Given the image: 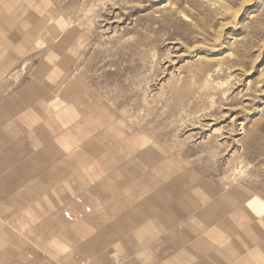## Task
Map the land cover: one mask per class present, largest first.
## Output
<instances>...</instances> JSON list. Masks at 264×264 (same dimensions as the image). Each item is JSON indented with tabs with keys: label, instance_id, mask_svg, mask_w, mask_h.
Returning <instances> with one entry per match:
<instances>
[{
	"label": "rangeland",
	"instance_id": "obj_1",
	"mask_svg": "<svg viewBox=\"0 0 264 264\" xmlns=\"http://www.w3.org/2000/svg\"><path fill=\"white\" fill-rule=\"evenodd\" d=\"M33 2L40 4L41 0ZM19 3L23 2L16 5ZM6 5L5 0L0 1V8L10 13ZM42 8L44 14L52 9L53 15H47L45 23L56 33L49 34L43 47L29 51L25 65V47L10 64L3 63L0 104L19 98L18 91L32 81L30 76L39 61L59 40L69 38L63 55L49 64V71H63L56 79L63 81L60 89L70 88L74 80L87 81L85 87L78 85L83 90L81 96L94 97L100 107H106L108 123L117 132L148 140L140 145L141 150L164 152L168 168L197 169L223 189L243 190L249 195V207L259 214L263 211L264 0H44ZM19 13V25H26L29 36L34 25L26 21V14ZM34 41H27L30 48L36 46ZM48 93L49 99L43 97L44 108L51 114L55 87ZM27 107H34L33 103ZM100 107L88 108L95 111ZM233 117H238L235 122ZM65 126L66 140L70 129L68 123ZM235 128L239 131L233 132ZM34 146L29 144V149ZM64 167L61 165V172L72 171ZM46 176L45 180H50L51 176ZM72 177L60 179H66L65 185ZM52 187L54 193L49 198L57 201L60 196L55 183ZM69 211L74 208L68 202L56 207L60 217L56 230H74L76 226L82 234L85 226L88 231L83 218L75 224L63 218ZM259 223L264 227V217ZM11 229L23 247L26 243L37 253H27L19 245L12 256L1 254L2 238L0 264H83V256L70 254L73 239L56 235L58 248L52 258L36 247V240ZM79 240L75 239V246ZM41 241L45 246L48 238ZM251 264H264V248Z\"/></svg>",
	"mask_w": 264,
	"mask_h": 264
},
{
	"label": "crops",
	"instance_id": "obj_2",
	"mask_svg": "<svg viewBox=\"0 0 264 264\" xmlns=\"http://www.w3.org/2000/svg\"><path fill=\"white\" fill-rule=\"evenodd\" d=\"M18 1L23 3L16 5ZM5 2L10 13L0 8V69L5 63L10 64L24 47L25 65L29 51L43 47L49 34L56 33L54 27L49 28L45 23L53 11L49 9L44 14V0L40 4L33 0ZM21 11L26 14V21L34 25L29 36L26 25L20 26L18 22ZM33 40L37 43L32 49L27 41ZM59 43L67 46L65 40H59ZM59 43L53 48L56 49ZM39 53L33 56L34 60L38 59ZM51 59L49 51L31 74L32 81L18 91L19 98L12 97L0 104V211L4 209L0 212V240L3 238L5 242L1 254L12 256L15 248L22 246L13 228L30 240H36V247L46 250L52 258L58 248L56 235L73 239L70 254L83 256V264H251L252 259L258 260L264 248V227L259 223L260 214L247 204L248 195L238 188L223 189L197 169L166 167L163 172L151 168L140 173L122 171L118 178L112 179V184L94 187L107 174L88 173L85 182L88 183L84 185L78 178L86 170L88 161L76 154L62 164L67 166L64 169L72 171L61 172V166H55L63 155L58 151L56 126L49 121L53 112L49 114L44 108L43 97L46 95L49 99V93L43 95V75L40 82L34 81L32 76L37 74L43 61L53 63ZM31 103L34 107H27ZM33 143L34 149H29V144ZM35 157L40 159L35 163L36 168L28 165ZM44 160H49V164L42 168ZM32 170L42 183L48 174L51 176L49 182H54L55 178L60 183L66 181L60 179L63 176H76L78 180L75 178L76 181L66 185L60 193L57 189L61 185L56 183L55 191L60 196L57 201L53 197L47 199L54 192L53 185L49 189L31 186L28 191L12 193L13 182H19L18 177ZM134 176L138 178H130ZM75 184L76 188H73ZM65 191L69 194L64 195ZM95 191L103 192L101 198ZM66 196L67 201L64 200ZM64 202H68L74 211H69L63 218L74 224L78 223L77 219L81 223L83 218L85 225L89 224L88 231L85 226L82 234L76 226L74 230H56V219L60 217L55 209ZM23 207L32 209L18 210ZM45 238L48 242L43 246L41 240ZM75 239L76 242L80 239L76 246ZM22 248L27 253H37V249L26 243Z\"/></svg>",
	"mask_w": 264,
	"mask_h": 264
},
{
	"label": "bare ground",
	"instance_id": "obj_3",
	"mask_svg": "<svg viewBox=\"0 0 264 264\" xmlns=\"http://www.w3.org/2000/svg\"><path fill=\"white\" fill-rule=\"evenodd\" d=\"M68 39L69 38L65 40V44L67 46H68V41H67ZM66 47L65 45L60 44L59 46H57L56 49H52L51 54L53 55H52L51 60L54 61L55 57H59V55L62 56L63 55L62 51H64ZM49 64L50 62L43 61L36 70L38 71L37 74L34 73L33 77H34V81H39L41 79V75H43L42 76L43 79H41L42 80L41 82H43V89H44L43 95L47 94L48 93L47 90L52 89L53 87H55V90H56V94L54 96V99H55L54 101L56 103L53 106L55 108L52 110L53 118L50 120V122H54L56 126L59 142H61L60 140H62L63 138L64 140H63V144L60 143L58 147V151L60 154L63 155V157L58 163H55V166L59 167V165L60 166L62 164L64 165L66 159H69L73 155H76V154L81 155V159L87 158L86 161L88 162L86 164V170L83 171L82 173L83 175H81L80 173V177L78 178L80 179L81 183H83L84 185L88 183V182L85 183L86 181H88V178H87L88 173H98V175L107 174L105 179L104 180L102 179L98 183H95L96 185L94 187L104 186V184L106 183L110 184L112 182V179L118 178L122 171L132 170L134 173H140L141 171L146 170L148 167H150L151 169L156 170L158 172L159 171L163 172L166 169V167L168 166L169 160L168 158L164 157L165 156L163 155L164 152L160 154V153H157L155 149L152 150L151 148H143L141 150L140 145H144L145 143H148V140H146L145 138L141 136H136L130 133L126 135V137L124 138L123 134L116 131V129L114 128V125H112L111 123L110 124L108 123L109 114L106 111V107L105 108L100 107L99 102L96 103V100H94V97L89 98L87 94L84 96H81L83 90L81 91L80 86L82 85V87H85V85H87V81H84L82 79L74 80L70 88L62 90L59 87L63 83V81L59 83L58 80L56 81V79L60 77L63 71L56 70V69L49 71ZM53 81H54V84H53ZM262 84L264 85V79L262 80ZM27 92L29 93V91ZM263 100L264 98H262V102ZM66 107H70V108L67 109ZM88 107H100V108L96 109L95 111H92V110L89 111L90 108ZM237 118L233 117L231 121L235 122ZM66 123H68L69 125L70 134L67 136V139L65 140L66 133L64 132L63 128L64 127L66 128L65 126ZM238 126L241 127L239 130H242L243 132L244 124L240 123L238 124ZM239 130L235 128L233 132H238ZM136 151H139V154L138 153L135 154ZM68 154L69 156L65 158V156ZM39 160L40 159H37L35 157L30 162H28L29 163L28 165L29 166L33 165V167L36 168L37 164L35 163H37ZM90 161H93V163H91ZM50 162H53V160L51 159ZM47 164H49V160L48 161L44 160L42 168L46 167ZM33 170L35 172L38 171L37 169H33ZM33 170L29 171L26 175L22 176L21 178L18 177L19 182L17 183L13 182V185H12L13 192L12 193H14V191H17V190H19L20 192L25 189L28 191V189H30L31 186H33L34 188L35 187L38 188L42 186V187H46L45 189H49L53 185L51 183H54V182L55 184L59 182V184L61 185L57 189L58 193H60V190L64 189L66 185H69V184L72 185L74 181L78 180L75 176V177H72L71 182H69L68 184L62 185L63 182L65 181L60 183V181L57 178H55L54 182H49V181L44 180V178L47 177L45 176L43 177V183H42V181L40 182V180L38 179V176H39L37 174L38 172L34 173ZM94 179L95 178H92V180ZM75 186L76 184L73 186V188H76ZM111 187L114 189L113 186ZM96 193H98L99 194L98 197L101 198L100 195H102L103 192L97 191ZM51 194L52 193H50L49 196ZM110 195H112V193L107 195L108 199L111 198ZM49 196L47 197V199H49ZM251 198H254V197L252 196ZM51 200H52V197H51ZM262 207H263V211H260V218L264 217L262 216L264 215V203H262Z\"/></svg>",
	"mask_w": 264,
	"mask_h": 264
}]
</instances>
